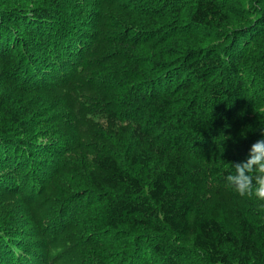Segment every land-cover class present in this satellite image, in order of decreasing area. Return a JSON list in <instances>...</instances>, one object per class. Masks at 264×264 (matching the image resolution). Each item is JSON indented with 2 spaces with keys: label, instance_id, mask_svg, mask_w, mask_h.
<instances>
[{
  "label": "trees",
  "instance_id": "obj_1",
  "mask_svg": "<svg viewBox=\"0 0 264 264\" xmlns=\"http://www.w3.org/2000/svg\"><path fill=\"white\" fill-rule=\"evenodd\" d=\"M257 92L264 0H0V264H264Z\"/></svg>",
  "mask_w": 264,
  "mask_h": 264
},
{
  "label": "clouds",
  "instance_id": "obj_2",
  "mask_svg": "<svg viewBox=\"0 0 264 264\" xmlns=\"http://www.w3.org/2000/svg\"><path fill=\"white\" fill-rule=\"evenodd\" d=\"M231 168L225 176L228 186L240 195L251 193L264 202V139L252 143L247 158Z\"/></svg>",
  "mask_w": 264,
  "mask_h": 264
},
{
  "label": "rangeland",
  "instance_id": "obj_3",
  "mask_svg": "<svg viewBox=\"0 0 264 264\" xmlns=\"http://www.w3.org/2000/svg\"><path fill=\"white\" fill-rule=\"evenodd\" d=\"M13 75V74H12ZM14 76V75H13ZM250 79H249V81L247 82V84H248V86L247 87H250ZM260 91H263V90H260ZM262 96H264V93L262 94V92H257L254 96H253V99H255V98H257V99H261L262 98ZM262 110V107H260V111ZM82 127V126H81ZM84 130V129H83ZM47 137H44V138H42V139H39V142H43V141H50L51 139H52V137L51 138H49V139H46ZM2 193V192H1ZM2 194H4V193H2ZM6 194H4V196H5ZM18 195V194H17ZM6 197H10L9 199H8V204L13 208V209H16V208H19L20 206L23 208V205H25L24 203H23V201L21 200V198L19 197V196H16V195H8V196H6ZM9 207V206H8ZM10 208V207H9ZM25 215H23L22 216V223H25V224H22V226L24 227V226H26V229L28 230V232H30V233H32L33 231H34V225H28V222H27V220H25ZM31 235V234H30ZM26 242L27 241H29L30 239H33V237H30V236H24V237H22ZM27 244V243H26ZM25 244H23V246H24ZM26 246V245H25Z\"/></svg>",
  "mask_w": 264,
  "mask_h": 264
}]
</instances>
